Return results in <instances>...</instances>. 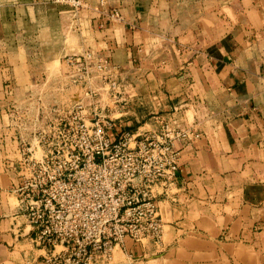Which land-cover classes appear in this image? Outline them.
I'll list each match as a JSON object with an SVG mask.
<instances>
[{"label":"crops","instance_id":"1","mask_svg":"<svg viewBox=\"0 0 264 264\" xmlns=\"http://www.w3.org/2000/svg\"><path fill=\"white\" fill-rule=\"evenodd\" d=\"M82 1L0 0V264H45L14 194L18 132L36 123L21 130L9 117L89 104L85 93L101 79L94 71L73 85L68 64L87 50L121 84L117 102L106 93L111 103L98 107L112 118V139L160 118L200 132L176 143L173 195L158 202L160 242L125 239L115 263L264 264V0Z\"/></svg>","mask_w":264,"mask_h":264},{"label":"built area","instance_id":"2","mask_svg":"<svg viewBox=\"0 0 264 264\" xmlns=\"http://www.w3.org/2000/svg\"><path fill=\"white\" fill-rule=\"evenodd\" d=\"M66 1L74 8L84 5ZM107 15L121 19L117 10ZM68 64L73 84L90 81L94 71L102 83L87 89L89 104L50 108L46 126L35 127L32 140L21 143L14 194L45 264H116L115 249L125 239L160 242L158 202L173 195L181 151L176 143L190 145L200 132L160 118L155 129L112 139V118L98 107L106 93L117 102L115 67L89 50L69 56Z\"/></svg>","mask_w":264,"mask_h":264},{"label":"rangeland","instance_id":"3","mask_svg":"<svg viewBox=\"0 0 264 264\" xmlns=\"http://www.w3.org/2000/svg\"><path fill=\"white\" fill-rule=\"evenodd\" d=\"M103 99H104L102 101L103 103L105 102V100L107 102L111 103V101L109 99H107V97L104 96ZM36 110L33 111V114H36L37 113ZM39 112H40L39 113V116H37L38 118H29V116H26L25 119H23V118L17 117V115L15 113H13V115L10 116L9 118L13 121V123L15 124L16 127L17 126H21V130H24L25 125L28 124V123H30L31 125L34 124V123H36L35 124L36 127L42 128V127L46 126V124L48 123L49 117H46L45 112L44 113L41 112V111H39ZM33 134H34V132H27L26 136L25 135L23 136L21 134V132H18L19 139H20V137L25 138L24 141H26V142H29L30 140H32ZM33 245L35 247H37L35 244H33ZM99 263H100L99 261L97 263L94 262V261H92L89 264H99ZM140 264H158V263H156L155 261H145V262H141Z\"/></svg>","mask_w":264,"mask_h":264}]
</instances>
